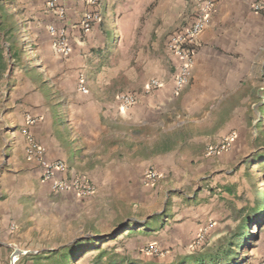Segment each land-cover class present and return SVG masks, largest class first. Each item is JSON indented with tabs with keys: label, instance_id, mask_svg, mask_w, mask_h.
<instances>
[{
	"label": "crops",
	"instance_id": "0c3cea01",
	"mask_svg": "<svg viewBox=\"0 0 264 264\" xmlns=\"http://www.w3.org/2000/svg\"><path fill=\"white\" fill-rule=\"evenodd\" d=\"M120 1L99 0L91 7L68 0L72 54L63 58L50 33L60 24L48 0H0L3 263H11L14 252L6 254L11 247L29 246L19 258L25 262L103 237L101 250L125 257L126 264H213V247L193 250L192 244L204 223L217 220L230 188L224 182L228 169L244 150L254 107L264 105V15L254 12L256 0H217L211 24L198 38L192 78L176 94L180 61L168 50V40L192 26L196 1L160 2L140 38L131 36L141 19L119 21ZM93 11L102 21L84 33L81 18ZM152 80L161 85L148 91ZM121 94L133 96L136 104L120 108ZM29 119L36 123L28 124ZM24 130L46 150L48 161L66 165L58 179H83L94 186V195L53 192L37 162L27 158ZM231 133L236 138L229 151L205 154ZM262 152L263 147L253 154ZM149 169L160 176L152 185L145 183ZM81 215L90 220L86 226L77 221ZM157 216L164 220L151 227ZM55 229L60 244H41L58 234ZM76 231L85 235L70 241ZM135 235L149 239L135 250L155 246L162 255L143 252L146 261H141L124 249L104 247Z\"/></svg>",
	"mask_w": 264,
	"mask_h": 264
},
{
	"label": "built area",
	"instance_id": "2783aa9c",
	"mask_svg": "<svg viewBox=\"0 0 264 264\" xmlns=\"http://www.w3.org/2000/svg\"><path fill=\"white\" fill-rule=\"evenodd\" d=\"M49 9L56 15L59 26H51L50 33L55 38L54 47L57 55L63 58H69L72 54V48L69 43L68 31L66 28L68 9L66 3L68 0H48ZM89 6L97 7L99 0H84ZM198 10L192 26L183 29L173 34L168 40V50L175 55L180 63L175 77V93L178 94L191 80L192 69L195 64L196 45L200 34L211 24L212 15L215 10L217 0H195ZM254 12L264 15V0H256L253 4ZM102 21V16L98 11L86 12L80 21V30L84 33H89L93 26ZM83 83V82H82ZM81 91L84 94L88 93V89L81 84ZM161 83L157 80H152L149 83L148 91L159 88ZM117 102L122 109H129L136 104V99L127 94H121L117 97ZM34 119H29L28 124H35ZM27 135L26 155L30 160H35L41 169V177L44 182L51 185V189L55 193L64 194L68 192L75 193L78 197L88 198L94 195L95 188L87 181L80 178L71 180H60L57 174L66 170V165L61 161L50 162L46 158V150L36 142V140L28 134L27 130L23 131ZM236 134L231 133L224 138L218 145L210 146L206 150L208 157H214L220 153L227 152L233 146ZM159 173L149 169L145 174V183L154 184L159 179ZM215 227L213 221L204 223L198 235L193 241L192 249L199 250L203 248L208 240L210 232ZM14 230V228H12ZM26 252L14 251L11 263L17 264L21 254ZM145 253L153 255H162L161 251L155 246L146 247Z\"/></svg>",
	"mask_w": 264,
	"mask_h": 264
},
{
	"label": "rangeland",
	"instance_id": "374dc122",
	"mask_svg": "<svg viewBox=\"0 0 264 264\" xmlns=\"http://www.w3.org/2000/svg\"><path fill=\"white\" fill-rule=\"evenodd\" d=\"M166 1L167 0H121L119 2V5L123 7V9L121 10V13L119 15V21L123 17H127V19H141L142 23H140V26L138 27V33L131 36V38L134 36H136V38H140L143 36L142 31L144 21L150 18L153 19L155 17L156 8H159L160 2H162L164 5ZM262 94H264V91ZM254 110L255 113L252 114V119L248 123L249 125L246 128L245 136L243 137L244 150L241 152V154L238 155L235 162L228 169L230 173L227 174V179L224 181L226 185L230 186V188L233 189V191H227L225 193L226 202L220 209L217 220L214 221L215 227L210 232L209 243L205 247H203L202 250L206 247L210 249L211 247L214 248L222 244H228V241H226V239H228L230 235L234 234L236 228L239 225V220L236 219L234 211L232 210V207L230 205L231 202L236 201L238 208H241L242 206H245L250 202H252L253 204L257 195H262V197L264 195V169L261 168L262 164L252 165L251 177H249L248 179L243 177L246 170V165L240 166L242 162L248 157L256 156V154H253L254 150L261 147L264 148V105L254 107ZM253 121L255 122V126H253ZM244 192L245 195L243 197ZM239 197H241V199ZM163 220L164 218H162L161 216L154 217L150 220V225L151 227L159 226ZM77 221H79L82 226H86L88 223H90L89 218H87L85 215H81V217ZM95 224L101 230H105L106 228V224H103L101 222ZM58 229H55V232H57L58 234L51 236L52 238L50 240L47 238V240L45 242H42L41 244H47L51 242L53 245L55 244L56 246H58L60 244ZM84 235L85 233L81 231L68 236V239L71 238L70 241H74ZM246 237L247 240L244 244V247L240 250H237L239 253V255H237L239 259L237 261V264H264V216H260L257 226L252 225L248 229ZM144 240L149 239H144L143 236L139 237L138 235L132 237L128 236L127 239H124L122 241L111 240V242L107 243L104 247L107 249L110 248L112 250L114 248L124 249L126 253L141 257V261H146L144 260L146 259V256H144L143 254L145 253V249L148 246L145 245V247H143L142 249V252L134 249V246L138 245L140 242L142 243V241ZM17 247L18 252H26L29 250V246H26L25 249H23V246ZM13 252L14 249H12L11 247V249L9 248V250H7L6 254L11 256ZM0 253V264H10L9 260L8 262H1V260L5 258V252L0 251ZM95 255H97V252H92L85 259L82 258L79 261L75 262V264H91L92 256ZM18 264H22V262L19 261Z\"/></svg>",
	"mask_w": 264,
	"mask_h": 264
},
{
	"label": "trees",
	"instance_id": "16d2710c",
	"mask_svg": "<svg viewBox=\"0 0 264 264\" xmlns=\"http://www.w3.org/2000/svg\"><path fill=\"white\" fill-rule=\"evenodd\" d=\"M254 164H262L264 169V152L256 154V156L248 157L242 162L246 165L244 178L251 177V167ZM229 192L233 189L229 188ZM245 192L243 193V197ZM241 199V197H239ZM232 210L235 217L239 220V225L234 234L230 235L226 241L228 244L214 247L215 254L209 255V261L213 264H237L239 260L237 255L238 249H242L247 240L246 233L253 225L257 226L260 216H264V195H257L255 201L238 208L236 201L231 202ZM123 230V229H121ZM106 238L101 239H83L77 245L53 250L44 251L38 255L32 256L29 261L22 262V264H75L82 258H86L92 251L98 250L99 253L93 256L91 264H126L128 261L125 257L119 254H109L107 250H101V245L106 242ZM97 242V243H95ZM108 259L105 261V259ZM205 260H202V262Z\"/></svg>",
	"mask_w": 264,
	"mask_h": 264
}]
</instances>
